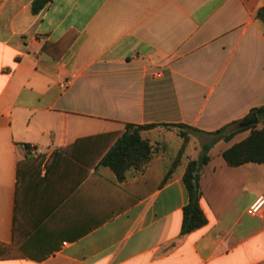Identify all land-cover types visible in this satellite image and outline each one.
<instances>
[{
	"label": "crops",
	"instance_id": "crops-1",
	"mask_svg": "<svg viewBox=\"0 0 264 264\" xmlns=\"http://www.w3.org/2000/svg\"><path fill=\"white\" fill-rule=\"evenodd\" d=\"M33 1L0 0V264H264V164L187 234L178 153L104 164L128 124L201 152L264 105V0Z\"/></svg>",
	"mask_w": 264,
	"mask_h": 264
},
{
	"label": "trees",
	"instance_id": "trees-1",
	"mask_svg": "<svg viewBox=\"0 0 264 264\" xmlns=\"http://www.w3.org/2000/svg\"><path fill=\"white\" fill-rule=\"evenodd\" d=\"M52 0H34L32 10L41 11ZM264 19V7L258 11ZM256 114L258 123L240 126L231 130L230 125L212 132L215 140L200 146L196 139L189 138L190 126L186 124L166 125L165 129L155 130L156 124H128L126 131L112 146L104 164L122 166V162L150 161L152 153L163 149L170 160L172 154L178 153L180 174H182L189 191V203L184 208L182 234L190 233L207 223V217L201 208L200 199L204 196L214 213L221 218L245 183L248 173L239 181L233 172L246 162L264 164V105L251 110L249 115ZM240 121H238L239 123ZM188 144L185 146V144ZM136 152H145L139 157ZM200 174L199 186L196 176ZM219 203V207L216 205Z\"/></svg>",
	"mask_w": 264,
	"mask_h": 264
},
{
	"label": "built area",
	"instance_id": "built-area-1",
	"mask_svg": "<svg viewBox=\"0 0 264 264\" xmlns=\"http://www.w3.org/2000/svg\"><path fill=\"white\" fill-rule=\"evenodd\" d=\"M264 210V195L259 196L248 208L247 212L251 215L261 214Z\"/></svg>",
	"mask_w": 264,
	"mask_h": 264
},
{
	"label": "water",
	"instance_id": "water-1",
	"mask_svg": "<svg viewBox=\"0 0 264 264\" xmlns=\"http://www.w3.org/2000/svg\"><path fill=\"white\" fill-rule=\"evenodd\" d=\"M257 122H258L257 115L256 114H252V115L246 117L245 119H243L240 126L241 127L242 126H248V125L255 124ZM199 179H200V174H198L196 176V186L197 187L199 186Z\"/></svg>",
	"mask_w": 264,
	"mask_h": 264
},
{
	"label": "rangeland",
	"instance_id": "rangeland-1",
	"mask_svg": "<svg viewBox=\"0 0 264 264\" xmlns=\"http://www.w3.org/2000/svg\"><path fill=\"white\" fill-rule=\"evenodd\" d=\"M191 133H194V132L190 131V134H191Z\"/></svg>",
	"mask_w": 264,
	"mask_h": 264
}]
</instances>
